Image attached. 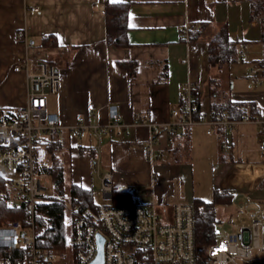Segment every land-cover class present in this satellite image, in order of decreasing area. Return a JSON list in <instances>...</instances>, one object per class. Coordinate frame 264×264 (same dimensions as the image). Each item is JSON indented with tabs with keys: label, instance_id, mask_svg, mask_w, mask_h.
I'll return each mask as SVG.
<instances>
[{
	"label": "crops",
	"instance_id": "0c3cea01",
	"mask_svg": "<svg viewBox=\"0 0 264 264\" xmlns=\"http://www.w3.org/2000/svg\"><path fill=\"white\" fill-rule=\"evenodd\" d=\"M106 1L0 0V111L27 103L28 75L24 70L15 69L20 61L30 57L54 63L61 70L62 85L53 95L52 109L48 99V110L57 113L65 126L59 145L66 147V140L69 147L75 145L67 127L81 115L90 123H107L111 104L119 105L124 119L132 126L131 135L123 140L118 139L114 131L104 134L97 161L95 156L82 154L73 146V183L92 188V167L96 164L99 167V160L103 159L101 169L104 171L98 168L100 178L112 172L115 189L136 187L140 195L145 192L152 195L149 201L159 195L165 200L170 180L181 173V161L189 159L193 153L191 144L204 137L211 145L216 141L218 152L204 143L203 153L211 158L216 156L218 162L228 166L217 188L231 191L230 202L236 195L238 208L240 201L248 209L264 208L262 198L243 190L253 188L261 177L264 163L256 162L264 158H234L237 157L234 151L239 152L252 138L257 140V145L264 140V130L256 122L238 123L235 131L228 135L230 148L227 151L216 135L207 133L204 124L187 126V134L177 136L173 144L169 143L167 132L162 131L155 139L154 155L148 151L153 132L149 122L168 124L180 120L179 114L174 116L173 111L180 107L183 86L188 81L202 88L201 103L205 110L213 109L215 102L230 99L248 103L253 115L264 117L263 89L238 90L230 96H220L216 87L213 88L220 75L214 68L227 65L232 70V66L209 63V42L226 25L237 48L242 41L249 44L244 61H248L249 66L257 65V77L261 78L260 84L263 83L264 13L256 16V0H109L129 4L131 45L128 47H117L107 41ZM32 6L39 9L34 11ZM185 28L190 34L194 33L193 38L184 36ZM19 29L26 31L27 40L36 41L33 47L18 34ZM125 60L136 61L134 75L120 65L119 62ZM137 114L144 118L138 124ZM177 128L182 131L185 127L178 125ZM87 140L90 142L85 139L78 144ZM186 142L190 143L187 150L183 148ZM226 157H231V161ZM157 175L161 181L154 183ZM241 193L248 194L251 200L239 199Z\"/></svg>",
	"mask_w": 264,
	"mask_h": 264
},
{
	"label": "built area",
	"instance_id": "2783aa9c",
	"mask_svg": "<svg viewBox=\"0 0 264 264\" xmlns=\"http://www.w3.org/2000/svg\"><path fill=\"white\" fill-rule=\"evenodd\" d=\"M100 6V3H97ZM32 10L39 8L32 6ZM18 34L26 38V31ZM184 36L190 39L188 28ZM29 47L34 39H25ZM249 44H238L240 56H245ZM15 69L26 71L29 78L27 103L0 111V176L5 185L0 189V200L8 207L25 212V221H9L0 225V264H92L100 251L99 235L104 237L102 264H264V208L248 209L243 201L239 210L248 219L232 221L234 229H214L215 241L202 247L197 238L196 207L193 202H177L172 207L159 195L152 201L140 196L139 188L130 189L133 201L127 204L97 203L84 205L80 197L59 194L53 179L52 144L59 143L65 126L61 117L48 110V99L57 94L62 85L60 68L54 63L27 57ZM259 68L252 67L249 75L256 82ZM262 82V81H261ZM203 90L188 81L183 86L180 107L173 111L180 120L168 124L149 122L152 137L148 151L153 156L155 139L162 132L173 144L177 136L187 134L186 127L195 124L207 126L222 148H230L228 135L240 122H256L264 130V117L246 114L234 119L226 111L205 110L201 98ZM107 123H90L85 115L67 127L71 141L93 138L100 149L102 136L114 131L118 139L132 133V126L124 119L119 105L108 107ZM136 115V124L143 121ZM185 128L179 131L177 126ZM264 156V140L259 145ZM256 163H264V160ZM3 170L11 175H4ZM251 189L264 200V170ZM160 176L153 178L154 183ZM115 190L112 172L101 176L99 194L112 198ZM242 190V189H240ZM95 192V191H94ZM235 193V192H233ZM64 200L63 210L46 205ZM163 208V212L161 209ZM64 247L65 252L59 247Z\"/></svg>",
	"mask_w": 264,
	"mask_h": 264
},
{
	"label": "rangeland",
	"instance_id": "374dc122",
	"mask_svg": "<svg viewBox=\"0 0 264 264\" xmlns=\"http://www.w3.org/2000/svg\"><path fill=\"white\" fill-rule=\"evenodd\" d=\"M247 55L239 57V60L230 64L232 66V70H229V66H222L214 68V72L219 73L220 75L214 81V87L220 92V96H230L231 92L238 91V90H253L254 88H261L264 90V80L263 83L260 84L253 81V78L249 76V71L252 67L257 65L251 64L248 65ZM249 67V70L246 69ZM221 69V70H220ZM248 71V72H247ZM247 72V73H246ZM217 82V83H216ZM234 84V85H233ZM233 85V87H232ZM53 96L49 98L50 100V108L53 104ZM52 109V108H51ZM209 137V136H206ZM200 139V138H199ZM66 147H62V145L53 144L52 149H57L53 154V166L57 164H61L64 167L65 172V189L61 192L57 185V191L59 194H66L72 196V190L74 185H78L73 183V176H74V169L72 167V156L71 153L73 152V146L69 147L68 140ZM84 143H88L87 141H82ZM211 145L208 143L206 138L200 139L197 143H192L191 147L193 149V153L190 154L189 159L181 161V173L176 176L175 179L170 180L169 190L165 193V202L169 203V206L172 207L177 202H192V201H201L210 203L213 202L216 196V189H218V184L220 183L222 176L225 174L227 170V163L222 164L218 162V158L215 156L211 158L210 155L207 156L206 153H203V145ZM216 141L211 145L213 146V150H217L218 152V144H215ZM94 143H91L93 145ZM258 146V147H257ZM80 150V146L76 147ZM220 151V150H219ZM81 152V151H80ZM82 153V152H81ZM221 153V152H220ZM83 154V153H82ZM234 154L237 157L234 158H242V159H263L260 150L259 144L257 145V140H249V142L245 143L241 149L238 151H234ZM91 156V155H90ZM99 156H96L95 160H98ZM228 162H230L231 157H226ZM233 158V157H232ZM80 162V159H78ZM218 162V163H217ZM104 166L103 159L99 160V167L98 165H93L92 172H91V179H92V189L95 191L94 199L98 203L101 202H110L112 204L119 202L120 198L115 197L112 198H105L103 194H99V190L101 189V178L99 169ZM2 173L4 175H11L9 171L3 170ZM75 177V176H74ZM83 187V186H82ZM231 192V191H230ZM142 194V193H141ZM128 195V194H127ZM129 196V195H128ZM143 200L149 201L151 200V194L145 192L140 195ZM234 199L232 202L229 203H218L216 204V214L217 217L220 219L216 225L217 229H221L222 231L228 229L233 230V222L234 220L244 218H248L247 213L239 212V208L237 205V201ZM239 199H244L246 201H250L251 198L248 194L241 193L238 196ZM259 204H261L259 202ZM264 206V203L261 204ZM163 212V208L161 209ZM243 216V217H242ZM264 232V230H263ZM60 250L65 252L64 247H59ZM241 264H244L243 261H240Z\"/></svg>",
	"mask_w": 264,
	"mask_h": 264
},
{
	"label": "trees",
	"instance_id": "16d2710c",
	"mask_svg": "<svg viewBox=\"0 0 264 264\" xmlns=\"http://www.w3.org/2000/svg\"><path fill=\"white\" fill-rule=\"evenodd\" d=\"M254 11L256 16L258 14L264 13V0L254 1ZM129 13L130 8L129 4L126 2L118 1H106L105 4V19L107 27V41L109 44L117 47H128L131 45L128 38L129 30ZM191 33V38H193ZM240 54L238 52L237 43L230 37L229 29L226 25L222 26L219 31L214 35V37L209 42V63L212 66H222L225 64H231L236 62L239 59ZM120 65L127 69L132 75L135 74L137 70L136 61L125 60L120 61ZM166 73L164 68L163 74ZM213 109L219 111H226L234 119H241L246 114L253 115L252 111L248 109V103H239L231 101L230 99L225 102L213 104ZM91 143H80V151L83 154H89L96 159L98 149ZM56 144V143H55ZM190 143H185L183 148L188 149ZM53 146V144H52ZM183 149V150H184ZM97 161V160H96ZM58 163V162H57ZM54 165L52 168L53 179L58 185V188L61 192L65 189V172L64 167L61 164ZM5 180L0 176V189L4 187ZM73 198L80 197L81 202L84 205L93 206L97 205V202L94 199V190L92 188L82 187L80 185H74L72 190ZM129 196H128V195ZM115 197L120 198L119 202L114 204H127L133 201V196L130 189L121 190L115 189L113 193V199ZM232 194L227 189H216V196L213 202L206 203L201 201H192L196 207V216H197V238L199 244L202 247H205L208 244H211L215 241L213 235L214 229L220 220L216 214V204L218 203H229L231 201ZM76 202V198L74 199ZM65 206L64 200L54 201L48 205L47 208L54 210H63ZM26 214L24 211L19 209H14L8 207L3 201L0 200V225L8 223L9 221L18 222L20 220L25 221ZM2 255V253L0 254Z\"/></svg>",
	"mask_w": 264,
	"mask_h": 264
},
{
	"label": "water",
	"instance_id": "95a60500",
	"mask_svg": "<svg viewBox=\"0 0 264 264\" xmlns=\"http://www.w3.org/2000/svg\"><path fill=\"white\" fill-rule=\"evenodd\" d=\"M121 190H128V187H122ZM99 243H100V251L96 258V260L92 264H102L104 260V253H103V243H104V237L99 235Z\"/></svg>",
	"mask_w": 264,
	"mask_h": 264
}]
</instances>
